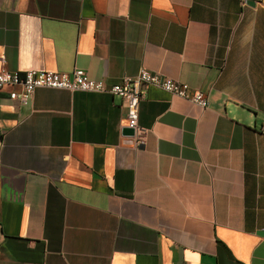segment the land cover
<instances>
[{
    "label": "crops",
    "instance_id": "1",
    "mask_svg": "<svg viewBox=\"0 0 264 264\" xmlns=\"http://www.w3.org/2000/svg\"><path fill=\"white\" fill-rule=\"evenodd\" d=\"M141 67L135 147L124 101L0 89V264H264V0H0V71Z\"/></svg>",
    "mask_w": 264,
    "mask_h": 264
},
{
    "label": "built area",
    "instance_id": "2",
    "mask_svg": "<svg viewBox=\"0 0 264 264\" xmlns=\"http://www.w3.org/2000/svg\"><path fill=\"white\" fill-rule=\"evenodd\" d=\"M151 86L188 98L201 107H207L209 103L205 92L193 90L188 83L153 72L147 67H141L136 74L125 75L121 80L111 84L104 79L91 78L82 68H76L70 72L43 68L0 71V89L8 88L10 98L19 100L25 105L29 104L33 93L39 87L106 92L120 97L126 108L125 126L135 129L134 135L125 136L135 147L145 142L148 133V129L140 125L139 116L141 102L147 97V91Z\"/></svg>",
    "mask_w": 264,
    "mask_h": 264
},
{
    "label": "water",
    "instance_id": "3",
    "mask_svg": "<svg viewBox=\"0 0 264 264\" xmlns=\"http://www.w3.org/2000/svg\"><path fill=\"white\" fill-rule=\"evenodd\" d=\"M123 131H124V134L126 136H132L135 133V129L133 127H129V126H125ZM260 233L264 234V231H260Z\"/></svg>",
    "mask_w": 264,
    "mask_h": 264
}]
</instances>
